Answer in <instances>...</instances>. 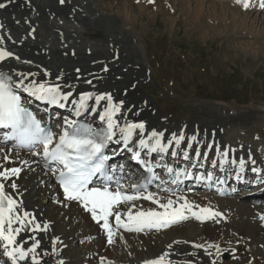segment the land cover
<instances>
[{
    "label": "bare ground",
    "instance_id": "6f19581e",
    "mask_svg": "<svg viewBox=\"0 0 264 264\" xmlns=\"http://www.w3.org/2000/svg\"><path fill=\"white\" fill-rule=\"evenodd\" d=\"M177 1L184 3L182 0H175ZM0 2L7 4L6 8L0 9V38H2L0 48L14 54L13 57L0 62V71H7L14 78L17 71L34 73L36 75L31 79L59 84L63 91H70L72 93L70 100H78L83 93H110L115 102H123L122 115L119 117L121 123L125 120L143 121L146 125V134L153 129L162 131L165 140L170 139L173 134L185 136L181 146H173L170 149V152L177 151L178 155L172 157L169 153L161 163L187 169L190 174H195V177L212 172L214 178L221 177L227 182L230 178L232 180L238 171V161L244 159L245 171L241 174L240 181H247L251 187L241 184L236 186L230 181L223 193L225 197L218 192H209L192 186L173 192L164 190L163 186L153 188L151 192L157 193L162 201L169 196L173 199L176 196H184L194 206L199 205L221 212L223 218L198 221L188 214V219L160 230L145 229L141 232H130L114 228L116 234L126 232L123 235L117 234L116 238L113 237V243L116 244L114 247L113 243V245L107 243L106 233L92 220L89 213L79 209L75 202L69 203V206L61 202L62 195L55 179L40 160L39 164L34 165L39 157H33L28 152H19L17 156L18 151L14 150L12 159L15 163L9 166L22 169L19 178H13L18 185L15 198L22 200L24 210L32 213L37 223L42 226L48 225L46 231L22 233L28 246L31 244L28 236L41 240V249L38 250L41 264H58L60 260H63L64 264H144L145 261L158 258L165 253H168V260L172 264H212L213 260L217 264L218 253H215L214 249H207L206 245V238L214 233L216 239L213 238L212 241L218 244L219 248L235 236L245 233L249 246L254 250L261 236L259 231L264 227L258 226L262 222L259 216L264 214V161H260L255 154L253 160L256 163L253 165L249 162V157L253 152L264 155V148H257L261 144L254 137L255 130L250 133L249 129L263 123L264 107L248 111L235 109L226 116L220 112L213 113L212 109L207 108L200 113L203 115L200 117V122L190 117L177 121L164 120L156 99L140 89V83L150 74L149 62L144 57V47L139 37L133 36L134 53H130L127 47H117L111 42L104 49L102 44L85 37L87 33L85 30L92 26L93 22L95 25L104 20L117 22L119 33L130 32L134 26L129 13L125 18L119 19L120 15L116 16L111 11L105 13L97 8L92 0L63 2L11 0L10 3L8 0H0ZM247 11L261 13L263 10L257 5ZM113 38H116V35ZM108 49H117L119 53L112 55ZM131 60L133 63L128 64ZM45 72L50 75L42 78L40 74ZM34 104L40 110H49L50 113H46L45 117L50 116L55 123L64 121L66 117L76 118L70 102L64 108H49L41 101ZM103 106L102 102L98 111L102 110ZM210 111L213 114H210ZM84 115L90 118V121L99 120L97 114ZM228 120L231 123L226 124ZM192 136H196V141H191ZM189 143H191L190 148L187 146ZM0 147L4 148L5 152L9 151L2 144ZM237 147H240L241 151ZM117 149L118 147H114V150ZM185 150L189 152V160L183 159L182 154ZM225 150L229 152V159L236 160L237 164L225 165V169L221 171L219 166L213 167V161H218ZM197 151L200 153L199 157L196 156ZM2 155L3 153H0V157ZM155 159L160 160V157L156 156ZM24 161H27V164ZM252 167L259 168L260 173H253ZM124 176L135 179V166ZM132 183L126 186L127 191L132 190ZM233 189L244 190L240 197L234 198V193L227 194L228 190ZM238 194L239 192L235 196ZM53 200L56 201L52 203ZM48 203L51 205L49 206ZM134 203L137 208L133 211L157 207L150 201L138 200ZM122 209L127 211L125 206H122ZM217 219L219 223L216 222ZM112 220L113 217L110 223ZM192 221H197L198 224ZM53 241L56 243L53 244ZM196 244H203L204 248H196L194 246ZM222 247L221 249H226ZM0 248L3 251L2 243ZM2 251L0 259L6 260ZM207 251H211L212 255L207 256ZM257 257L255 262L263 264L264 256ZM229 263L238 264L235 257H232Z\"/></svg>",
    "mask_w": 264,
    "mask_h": 264
},
{
    "label": "snow or ice",
    "instance_id": "6c2138e0",
    "mask_svg": "<svg viewBox=\"0 0 264 264\" xmlns=\"http://www.w3.org/2000/svg\"><path fill=\"white\" fill-rule=\"evenodd\" d=\"M8 2L10 3L11 0ZM235 3L244 10L257 6L252 0H235ZM6 7V3L0 2V9ZM258 7L264 10V0H258ZM13 55L12 52L0 48V62ZM15 58L19 59V57ZM77 71L79 72V69ZM34 75L36 74L17 71L14 78L13 75L0 71V130L3 132L0 139L15 146L8 152L0 147V153H3L0 157V243L3 247L2 255L7 258L5 261H0V264H41L38 251L41 249V240L28 236V240L31 241L28 246L22 233L46 231L48 228L47 224L42 226L37 223L36 217L24 210L22 200L15 198L18 185L13 178H19L22 169L9 166L15 163L12 159L14 150L27 151L31 156L39 157L60 189L61 202L65 204L75 202L82 206L91 215L92 220L104 230L109 244L113 243L116 234L113 224L110 223V217H114L116 230L125 229L130 232L167 228L188 219V214L198 221L223 218L221 212L208 207L194 206L184 196H176L175 199L169 196L162 201L157 193L148 191L146 187L152 179L157 178L154 166L164 168L172 177L170 182L174 185L180 182L182 176L186 178L190 176L187 169L174 168L161 163L169 153L172 157L178 155L177 151L170 152V149L173 146H181L185 141L183 134H173L167 140L162 131L153 129L146 134V125L143 121L125 120L121 123L119 117L122 115L123 102H115L110 93H83L78 100H70L72 96L70 91H63L59 84L31 79ZM40 75L43 78L50 73L45 72ZM25 93L38 101L60 108L66 107L70 102L76 118L84 114H97L100 124L93 126L81 123L79 119L66 117L59 126V132H55L46 120L40 119L30 110L29 103L24 100ZM102 102L104 106L98 111ZM191 141H196V136H192ZM112 144H122L123 149L132 154V159L151 174L145 182L132 185L131 192L127 191L115 177L117 168L122 166L110 163L117 154L116 150H113L111 155L108 154ZM187 146L190 148L191 143ZM153 154L159 156L160 160L153 162L142 159V155L153 156ZM182 155L184 160H189L187 150ZM196 156H200L198 151ZM24 163L27 164V161ZM251 163L254 165L256 162L252 160ZM228 164L235 165L237 161L229 159L227 150L223 151L218 161H213V167L219 166L221 171ZM238 165L239 169L235 176L240 180L241 174L245 171V160L240 159ZM251 171L260 173L261 170L252 167ZM196 179L212 182L214 174L212 172L200 174ZM96 181L100 183L96 184ZM219 182L224 183L223 180ZM113 183L115 187L112 186ZM138 200L150 201L157 207L133 211L137 208L134 202ZM122 206L127 208L126 212ZM259 219L264 221V214H261ZM216 222L219 223V219ZM55 243L56 241H53V244ZM194 246L204 248L203 244ZM207 249H215L218 252L219 245L209 243ZM207 254L211 256L212 252L207 251ZM58 264H64V261L60 260ZM144 264H171V261L168 260V253H165L158 258L145 261ZM212 264H215L214 260Z\"/></svg>",
    "mask_w": 264,
    "mask_h": 264
},
{
    "label": "rangeland",
    "instance_id": "374dc122",
    "mask_svg": "<svg viewBox=\"0 0 264 264\" xmlns=\"http://www.w3.org/2000/svg\"><path fill=\"white\" fill-rule=\"evenodd\" d=\"M92 1L105 13L111 11L120 15L119 19L129 13L134 26L130 32L119 33L117 22L104 20L95 25L93 22L85 30V37L102 44L104 49L112 43L127 47L130 53H134L133 36L139 37L150 67V77L140 83L145 90L140 89L158 101L165 120L190 117L200 122L203 116L200 113L207 108L226 116L235 109L248 111L264 107V10L249 12L235 0H182L184 3L175 0H153L151 3L149 0ZM252 3L258 5V0H252ZM115 35L117 39L113 38ZM108 51L112 55L119 53L117 49ZM132 63L131 60L128 64ZM212 111L209 113L213 114ZM228 122L231 123L228 120L226 124ZM254 130V137L261 144L257 148H264V121L249 132ZM255 154L264 161L262 154L253 152L254 157ZM258 226H264V221ZM215 234L206 238V245H218L212 241L216 239ZM263 234L264 227L259 231V235ZM261 236L257 244L254 242V250L245 233L221 246L226 249L220 247L218 252L214 249L218 253L217 264H231L232 257L238 264H257V256H264V235Z\"/></svg>",
    "mask_w": 264,
    "mask_h": 264
}]
</instances>
